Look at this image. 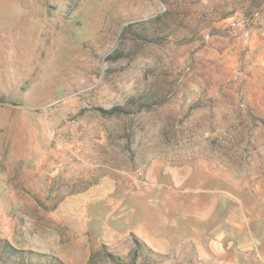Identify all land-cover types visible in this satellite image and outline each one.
Returning <instances> with one entry per match:
<instances>
[{"label":"rangeland","instance_id":"rangeland-1","mask_svg":"<svg viewBox=\"0 0 264 264\" xmlns=\"http://www.w3.org/2000/svg\"><path fill=\"white\" fill-rule=\"evenodd\" d=\"M256 1L0 0V243L61 256L88 223L107 264H195L117 233L163 222L161 183L230 199L264 232Z\"/></svg>","mask_w":264,"mask_h":264},{"label":"crops","instance_id":"crops-1","mask_svg":"<svg viewBox=\"0 0 264 264\" xmlns=\"http://www.w3.org/2000/svg\"><path fill=\"white\" fill-rule=\"evenodd\" d=\"M261 3H264V0H257L255 5ZM157 189H160L164 196L163 209L160 212L161 217H164L163 222L155 226L152 224L151 234L148 231L149 226L145 225L148 223L146 220L135 228L127 229L125 233L117 231L119 236H126L132 231L153 251L171 256L180 255V260L184 262L195 253V264H264V232L251 223L254 219L261 220L256 214H237L230 199L221 202L213 196L182 198L183 190L172 189L165 183L151 185L147 192L151 190L154 193ZM145 200L151 203L160 202L156 195H151ZM220 206L226 211L224 219L219 217ZM173 213L178 222H172L167 217ZM189 217H193L195 221L189 222ZM91 229L88 223L82 226L86 236L74 241L73 248L59 256L63 263H88L92 245L87 234ZM182 232L183 237L177 241Z\"/></svg>","mask_w":264,"mask_h":264},{"label":"trees","instance_id":"trees-1","mask_svg":"<svg viewBox=\"0 0 264 264\" xmlns=\"http://www.w3.org/2000/svg\"><path fill=\"white\" fill-rule=\"evenodd\" d=\"M147 105L146 101L142 103ZM125 112V109L121 107L113 108L110 113H122ZM133 238L136 243L139 245V248L144 247L147 250L152 249L139 237L133 234ZM35 249H16L11 246L10 242L2 240L0 243V264H65L59 258V256L54 255L53 253H44L41 252L39 247L35 244ZM108 246L103 244L99 248L92 251L91 256L87 264H107L106 256L110 257L113 260L118 259V257L112 253H108ZM135 256H138V253H135ZM136 259V258H135ZM135 263V262H134ZM125 264V263H118Z\"/></svg>","mask_w":264,"mask_h":264},{"label":"built area","instance_id":"built-area-1","mask_svg":"<svg viewBox=\"0 0 264 264\" xmlns=\"http://www.w3.org/2000/svg\"><path fill=\"white\" fill-rule=\"evenodd\" d=\"M260 16V11H255L250 15L243 16L240 20H236V16L230 17L229 25L232 27H235L237 24H242L244 27H251L254 22L259 18ZM246 36L248 35V30L246 31Z\"/></svg>","mask_w":264,"mask_h":264}]
</instances>
